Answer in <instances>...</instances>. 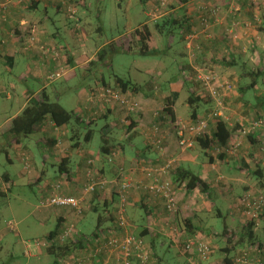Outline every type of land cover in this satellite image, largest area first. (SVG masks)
<instances>
[{"label":"crops","instance_id":"crops-1","mask_svg":"<svg viewBox=\"0 0 264 264\" xmlns=\"http://www.w3.org/2000/svg\"><path fill=\"white\" fill-rule=\"evenodd\" d=\"M5 1L0 0V3ZM76 1L79 21L81 22L80 29H76L73 21L67 16L66 11L70 5L69 3H73L72 0H10L6 10L0 8V94H4L7 86L14 88L12 79L8 75H14L15 72L17 77L27 85L21 91L24 100H20L13 113L0 122V136L2 132L9 128L11 119L19 114L32 99L36 98L40 90H48L52 98L59 100L67 90L72 88V84L69 85V83H72L80 74L83 76L82 80L76 85L78 106L70 109V111L75 112L76 116L82 115L87 120V122L79 120L80 122L73 121L66 125L57 126L47 115L34 125L30 135L12 142L11 146H5V150L2 148L4 140L0 138V155L3 154L5 158V167L0 171V175L7 184V188L0 195V200L10 193L15 185L25 179L37 184L38 199L40 200L47 193L50 183L53 182V180H45V176L48 174L47 167L50 164L56 166L54 168L56 173L54 181L62 180L65 183L60 192L64 195L80 196L83 192L84 174L89 159L93 160L94 169L102 175L105 174L108 179L131 177L134 180L144 179L143 171L145 167L162 165L167 159L168 161L172 160L171 176L173 178V171L178 168L198 175L207 184L206 191H203L199 185L187 191L185 187L187 179H183L181 180L182 183L178 185L177 195L181 205L182 218H187L191 222L189 223L191 230L207 232L212 226L200 225L201 215L211 211L213 204H216L215 202L219 200V197H224L223 194H226V191L230 192L237 188L232 172L235 171V167L238 168L241 165L240 162H237L239 156H235L232 151L224 147L223 154L219 155L223 157L222 160L219 159L221 163L217 162L216 157L213 158V156H211L212 160L208 157L207 162L202 158V154H198L197 144L195 143L192 148L182 150L177 144L174 125L168 124L170 120L167 117V120L158 117L157 120L160 124L158 134L163 136L164 145L166 146V154L161 156L154 147L155 135L152 131V125L155 124L153 123L155 120L153 117L157 111L160 112L165 106V102L161 99L170 96L176 121L178 119L188 121L185 120L186 117L182 118L176 112V106L180 103L178 96L182 83H179L175 73L181 71L188 80H193L192 74H194L197 66L208 65L213 68L216 74L231 79L233 82V88L227 91L223 97L224 109H227V104L235 96L238 98L250 96L247 91L240 93L239 87L252 80L243 73L245 68L252 66L251 69L253 70L264 71V0H259L258 4L251 7L247 6L242 0H189L185 4L183 12L190 25V33L184 36L181 43L177 42L175 44V49L179 52H176L173 73L169 74L170 69L166 63L162 61L156 63L155 67L151 66L153 68L150 77L139 81L142 86L138 93H133L130 90L125 93L129 97L127 98L136 104L134 111H127L125 104L114 102L113 106L108 108L110 109L109 112L102 111L98 114L96 119L100 115L103 117L106 114L104 117L105 123L101 129L99 128L102 143L100 154L93 153L90 145L96 133L94 129L96 120L91 122L87 119L90 113L96 109L87 107L84 94L91 84L99 82L98 78H100L101 72L92 69L86 70V66L96 59L100 46L89 55L86 50L88 44L83 43L78 37L80 38L79 33L82 25L89 22V17L100 16V11L105 8L107 0ZM139 1L144 6L143 12L146 16V19L141 23L157 20L172 11L164 10L166 0ZM211 6L219 8L215 14L207 11L208 7ZM201 19H207L208 23L203 25ZM136 26L126 30L125 34L123 33L122 37L124 39L120 41L122 47L131 45L132 38L128 39L127 42L125 35L130 36V32ZM50 27L52 31L48 30ZM33 28L36 31L37 40L31 43L29 38ZM41 43L58 46L61 51L60 60L52 61L49 57H44L39 48ZM111 43H115V41L113 40ZM155 43L154 40L150 45L152 44L155 47ZM251 54L254 56L251 58L253 62L249 61ZM223 55H227L225 60H222ZM54 68H64V76L52 83H47L46 73ZM155 77H158L159 81L169 82V89H164L161 93L157 90L154 94L156 96L147 92L149 89L146 88V86H151ZM263 78L264 76L262 80L258 81L259 83L254 89L256 100H260L262 103H264L261 98L264 92ZM29 80L31 82H28ZM191 86L193 91L198 95H202L197 89L196 83L191 82ZM173 92H177V96L172 95ZM4 96L10 102H12V99H16L14 92H7ZM207 101V99L202 101V109L199 115L203 113L206 104L207 107L209 106ZM139 102H141V106ZM205 102L207 103L205 104ZM130 112H134L133 116H136L137 126L128 132L122 122ZM224 118L221 117L220 119L224 120ZM91 130L93 131L91 132ZM86 133L90 136L88 137L89 140L84 139ZM232 135L236 136L234 133ZM137 136H141L140 146L135 141ZM239 142H241L240 139ZM127 145L129 149L132 148L131 152H134L132 155L127 150ZM32 147L38 148L39 152L34 153ZM112 150H116L117 155L113 160H109L107 154ZM249 153L250 151L247 152L248 156ZM257 156L262 158L258 154H254V156L242 159L245 160L246 164H249L251 160L255 162L261 160L264 164V160L257 158ZM17 161H19L18 167L16 166L14 169L6 167V165L13 166ZM99 162H101L100 167L98 166ZM61 163L64 164L63 170L60 168ZM221 164L224 167L227 165L228 169H224V173H222L225 176L226 185L219 186L218 182L221 179L223 180V176L219 175V171L213 168L221 169ZM121 168L122 173H119ZM116 187H112V190L97 191L86 195L84 213L79 217L70 207L43 208L44 210H41L38 214L40 222L49 221L52 214H55L57 223L54 230L39 237H48L58 228L60 232L62 227L70 222L75 224L80 236H90L98 223L97 215L96 222L93 224L92 218L88 216L90 211L101 213V225L110 226L114 220L112 216L118 200ZM183 194L185 196H181ZM126 207L127 218L131 223L132 231L144 240L145 246L151 249V264H180L182 255L186 258L181 239L180 241H174L168 236L169 231L166 232L165 230V227H168L167 217L164 218L166 212L163 202L159 198L151 197L144 191H134L130 195ZM230 210L232 212L231 208ZM86 223L90 225V228H87ZM176 223L177 225L180 224V218L177 219ZM145 226L149 229L146 230ZM149 231L152 233L147 234ZM186 231L189 232L190 230ZM154 234H156V237L153 245L151 237ZM200 235L203 236V234ZM87 241H84L85 245ZM84 242L82 239L81 242L73 244L71 251L77 247H82ZM178 242L181 246L180 249ZM167 243V246L164 245ZM237 245L233 255L239 249ZM91 246H93V242H91ZM210 258L212 257L209 256L208 259L210 260ZM108 264H117L114 256L109 258ZM128 264H136V260H129Z\"/></svg>","mask_w":264,"mask_h":264},{"label":"rangeland","instance_id":"rangeland-1","mask_svg":"<svg viewBox=\"0 0 264 264\" xmlns=\"http://www.w3.org/2000/svg\"><path fill=\"white\" fill-rule=\"evenodd\" d=\"M72 1L73 3H69V4L70 6L75 7L74 9L76 12V17L78 19V25H75V26H76V29H80L81 22L79 21V16H78V11H77V4H76L77 1L76 0H72ZM166 4L167 2H165V5ZM246 5L251 7V5H248V4ZM143 10H144V6L142 5V2L139 0H107L105 8L102 11H100V16H91L88 19L89 22L84 23L82 25V29L80 30L81 32L79 33L80 38L78 37V39H80L83 43L85 42L88 44V46H86L87 53L90 55L91 53L94 52V50L98 46H100V50L104 52L105 56H107V59L110 60L109 64L106 65L107 63L106 59L102 61L99 57H96L95 66L101 69L103 73H106V74L117 73L120 76L130 78L133 82H139L143 78L150 77V75L152 74L151 69L155 67L156 63H158L159 61L165 60L166 63L170 62L169 57L164 58L163 56H152L151 54L150 55H140V53L134 52V51L133 52H121V53L117 51L115 52V54H112L110 52V46L107 45L109 42H112L114 40L115 41L114 46L119 47L118 49L120 50L121 49L120 41L124 39L122 37L123 33L126 30H128L130 27L136 26L146 19V16ZM166 10H167V7H166ZM66 12H67L68 18L71 19L73 23L75 24V21L72 18H70L68 9ZM48 30L52 31V28L50 27L48 28ZM125 38H126V41L128 42V39H131V36L125 35ZM174 43H177V41H174ZM176 52H179V51L178 50L174 51V54H176ZM253 57H254L253 54L249 56L250 62H253L251 60V58ZM174 67H175V63H174ZM198 68H200V66H197L196 70H194V74H192L194 79L191 80V82H194L197 84V89H199L200 94H202V96L205 95L208 97L207 102L209 103V106L207 107V104H206L207 102H205L206 107H204V111L202 114L204 115L206 113L208 114L209 111L211 112V111H214L216 108L221 107V112L223 116L220 115L218 118L225 117L224 120L227 122L228 125L238 127L234 132L236 136L233 135L234 139L232 140H234V142L239 141V139L240 141H243V142H239L235 147H233V145L228 142L222 147L215 145L213 148L209 149L207 153H209L210 156H213V158L216 157L215 159L219 163H221L219 161V154L221 153L222 150H224V147L230 151L235 150L234 152H236V154H238L240 157L249 158V156L247 155V152L248 151L253 152L254 146L247 139L245 133L243 132V128L247 127L248 122L254 116H257L260 114L264 116V107H263L264 103L260 102V100H256L254 89H249L247 90V93L250 94V96L247 95V97L245 98H240V97L238 98L235 96V98H232L230 103L227 104V109H224V102H223L224 92L222 93L221 90H225V94H226L227 91L233 88V82L231 81V79L224 78L216 74L217 80L214 82L215 85L213 87L216 88L217 91L220 90L221 91L220 94L221 93L223 94L221 98V104L218 105V96L217 97L210 96L211 95L210 87L201 86V84L196 80V75L198 74V71H197ZM16 74L17 73L15 72L14 75H8L10 79H12L14 88L7 86L4 91L5 95L7 94V92L9 93L14 92L16 99H12V102H10V100L5 99L4 94H0V122L13 113V111L16 109L17 104L20 100H24V96L21 95V91L24 88H26L27 85L23 83L17 77ZM81 80H82L81 77H77L74 81H72V83H69V85L72 84L71 85L72 88L67 90L62 95V97L59 100H57L62 106H64L68 110L74 109L76 108V106H78L79 100H78V94L76 92V85H78L81 82ZM224 81H228L231 85H229V87L225 89L221 88L220 86H216V84H222L224 83ZM28 82H31V80H29ZM96 84L97 83L93 85L91 84L89 87L91 88ZM263 90H264V87H263ZM84 94H86V92ZM188 94H189V87L183 85L180 88L179 96H178V100L180 101V103H178L176 106V112L182 118L186 117L185 120L190 119L189 117L191 113V109L189 105L186 104ZM261 98L264 99V92ZM131 102L134 103L133 101ZM139 103H140L139 105L141 106V102ZM104 111L105 110H103V112ZM202 114H200V116ZM73 121L75 122V120H72V122ZM177 122L187 123L189 121H183V120L178 119ZM104 123H105V119L103 117H99L98 119H96V125L94 127L96 133L90 144L92 147L93 153H99V154L101 153L100 147L102 143L100 139L101 138L100 129L104 125ZM117 134L119 135V133ZM135 141L140 146L141 136H137ZM164 144L165 143L163 141V151L162 152H160L159 149L157 150V152L161 156H164L166 154V146ZM195 144H197L196 148L198 149L197 150L198 154H202L201 155L202 158L208 162L209 154L205 153L206 151L203 152V150L201 149L200 145L198 144L196 140H195ZM126 147L130 155H132V153H134V152H131L132 148L129 149L128 145ZM179 147L182 150H186L185 148L181 146ZM32 149L34 153L39 152L38 148L32 147ZM166 161L167 159L165 160V162ZM0 162H1L0 165L4 164L3 166H0V171H2L5 167V163H4L5 158L3 154L0 155ZM100 163L101 162L98 163V166ZM87 164H88V160H87ZM16 166L17 167L19 166V161H17L13 166L6 165L7 168H11V169H14ZM89 166L90 165L88 164L87 169L89 168ZM262 166H263V171H264V165ZM256 167H257V163L254 160H251L250 163L248 164L249 170L247 168L239 169V167L238 168L235 167L234 169L235 171H233L232 174H234L233 180L237 183V186H236L237 188L230 192L226 191V194H223L225 196L221 198L219 197V200L215 202L216 204L215 205L213 204V208L211 211H207L205 214L201 215L200 225H207L208 227L210 226L212 227L208 229L207 232L198 231L196 232L195 235L203 234L204 237L202 235L200 236H202L203 238L206 237L205 239L208 241L212 249L210 253V257L213 258V259L210 258V260L206 259L201 264H212L213 261L211 260L216 261L222 258L221 254L218 253V249L224 244V241H223L224 239L222 238V236H219V232H221V229L223 227L224 218L222 216L217 215L218 209H220L226 217L228 216V218L225 219V221H227L228 231L229 232L231 231L232 233L237 234V236L234 237V242H237V241L239 242L240 240L239 235H241L242 229H243V220L241 216L236 212V210L233 209V206L235 205V202L238 196L243 194L246 190L256 189V191L260 190L261 192L264 193V183L262 185L260 181L262 180L264 182V178L261 179L258 175L254 173V170ZM54 168H56V166H52L51 164L48 165L47 167L48 174L45 176V180L49 179V180L54 181V178L56 177ZM226 168H227V165L226 167H224L221 164V169H218L216 167L213 169H217L219 171L218 174L222 175V173H224V169ZM171 170H172V165L170 168V175H171ZM225 173H227V171H225ZM215 175H217V173H215ZM103 176L106 177L105 174ZM130 179L133 180V182L137 181L131 177H127L126 179L118 178L119 182H117L116 188L118 189V187H120V183L122 182L123 183L131 182ZM224 179H225V176H223V180L221 179L218 182L219 186H222L225 184ZM20 182L21 183L13 187L10 193H8L6 196L1 198L0 200V230H3V236L0 238V264H53V261L55 260L54 255L47 252L45 249H42V252L39 255L26 256L24 254L23 241L33 240L35 238L44 239L47 236L45 237H39V236H43L49 231L54 230L57 221L55 218L56 217L55 214H52L49 221L40 222L38 214L41 210H44V209L38 210L35 208L39 200L38 199L39 198L38 186L36 183L34 182L32 183L28 181L27 179H25L24 181H20ZM240 184L241 185L244 184V185L241 186ZM64 186H65V183L63 182L61 190L63 189ZM109 189L112 190V185L107 187V190ZM178 190L179 189L176 190V194H175L176 211L174 212V220L177 221V219L180 218V224L178 223L180 226L179 225L178 226H179V229L183 231L182 226H185V224L182 219L181 210H180L181 205L179 204V200L177 196ZM134 191H135L134 188L129 190V197ZM3 192L4 191H1L0 195H2ZM181 196H185V195L183 194ZM118 205H119V199L117 200L114 214H115L116 209L118 208ZM189 207L191 206L189 205ZM229 207L232 209V212L231 210L229 211L230 209ZM50 208H54V207H50ZM45 209H49V208H45ZM187 210L188 212H190L189 209ZM83 213H84V210L82 211L81 214L79 215L76 214V216L79 217L83 215ZM97 215L98 213L94 211H90L88 213V216L91 217L93 220V224L94 222H96ZM165 217H169L167 215V212L164 215V218ZM11 219L17 221L18 223L17 228L15 230L4 229L6 228V222ZM169 225H177V223L171 222L170 220L168 227H165L166 232L169 231V227H170ZM86 226L87 228H90V225L88 223H86ZM254 230L258 232L259 236L261 237V240H263L264 238V216L263 218H261L260 222L257 225H255ZM168 236H170L171 238V235L168 234ZM177 244L179 245V249H180L181 246L179 242ZM164 245L167 246L168 243ZM245 245H247V242H245ZM238 247L243 248L244 246L241 245ZM151 254L152 252L150 251V259H151ZM184 262L186 264V258L184 257V255H182L180 264H184Z\"/></svg>","mask_w":264,"mask_h":264},{"label":"built area","instance_id":"built-area-1","mask_svg":"<svg viewBox=\"0 0 264 264\" xmlns=\"http://www.w3.org/2000/svg\"><path fill=\"white\" fill-rule=\"evenodd\" d=\"M20 1V0H18ZM248 5H256L259 0H242ZM10 0L0 3V8L6 10ZM74 6H68L70 18L75 21V25H78V19L76 17ZM36 31L33 28L30 32L29 41L31 43L36 42ZM40 52L44 57H49L52 61H59L61 52L58 46L50 43H41L39 45ZM198 74L196 80L201 86L210 87L212 97L218 96V105L221 104L222 93L225 90L217 91L213 86L216 79V72L212 68L200 67L197 69ZM64 76L63 68H54L48 70L45 76L47 83H52ZM214 79V80H213ZM230 83L224 81L222 84H216L225 89L228 88ZM223 95V96H224ZM85 102L87 107L96 109L92 111L90 115H94L98 112L113 106L114 102L123 103L126 105L127 111H134L136 104L132 103L125 94H122L120 90L105 87L103 85H94L86 90ZM222 115L221 107L216 108L214 111H209L203 116L198 117L195 121L189 123L177 122L172 123L175 127L176 140L179 146L188 149L192 147L198 136L207 135L208 127L211 121L216 120ZM152 131L155 135L154 147L160 152L163 151V136L158 134L160 127L156 124L152 125ZM243 132L246 134H256L258 140V151L256 154L264 159V117L254 116L247 124V127L243 128ZM239 141L234 142L230 140V144L235 147ZM233 152V151H232ZM117 153H112L109 156V160H113ZM27 159V158H25ZM89 168L86 170L85 182L83 184V192L80 196H69L62 194L61 188L63 181L55 180L50 183L47 193H45L36 205V209L41 210L43 208L50 207H70L77 215L81 214L84 210L85 196L93 194L97 191L107 190V187L117 186L119 182L118 178L108 179L104 177L100 172L94 169L93 160L89 159ZM172 160H167L162 165H149L144 168V179L133 182L120 183V187L117 189V196L119 199L118 208L114 214V226L110 229H99L95 234L90 236H80L78 229L73 222L65 224L61 231L53 237H45L44 239L35 238L33 240H25L24 254L26 256L39 255L42 249L51 246H58L66 241H73L77 243L80 241V237L88 240L83 243L82 247H77L75 250L70 251L68 254L61 257L58 264H108L109 258L114 256V260L117 264H128L129 260H136L137 264H151L150 262V248L145 246L144 240L139 236H136L131 228V223L128 221L126 213V205L129 199V190L135 189V191H144L151 197L160 198L163 202V206L166 209L167 223H170L174 218V212L176 211L175 192L172 188V180L170 175V168ZM122 173V168L119 170ZM125 178V177H124ZM126 179V178H125ZM7 188L6 182L0 176V192ZM233 209L241 216L243 225L246 222H254L257 225L261 220V214L264 215V193L260 190H246L243 194L236 199ZM17 221L11 219L7 221V227L11 230L17 228ZM169 235L174 241H180V231L175 225H169ZM115 227L120 228L115 229ZM81 242V241H80ZM93 242V246H91ZM183 251L187 255V264H201L200 261H204L209 258L212 251L208 241L200 235H193L187 237L182 241ZM107 257V258H103ZM231 264H264V244L250 245L243 248H239L233 256Z\"/></svg>","mask_w":264,"mask_h":264},{"label":"trees","instance_id":"trees-1","mask_svg":"<svg viewBox=\"0 0 264 264\" xmlns=\"http://www.w3.org/2000/svg\"><path fill=\"white\" fill-rule=\"evenodd\" d=\"M188 1L189 0H168V1H165V2H167V4L165 5V9L167 7L166 11H169V10H172V11H169L167 14H164L163 16H161L157 20H152L151 22H146V23H139L138 26H136L130 32V36L132 38L131 39V45H128L127 47L121 46V49L119 50L118 49L119 47L114 46L115 43L110 42L109 44H107L108 46H110V52L112 54H115V52H117V51H119L120 53L121 52H133L134 51V52L140 53V55H150L151 54L152 56H163L164 58L169 57V61H170V62L168 61L169 63H166L165 60H161V61L163 63L167 64L168 68L170 69L169 74H172L174 71L173 69H174L175 57L177 55V54H174V51H176V49H175L176 43H174V41L181 43L184 39V36L187 33H190V30H189L190 25L188 23V20L185 18V14L183 12L185 9V4ZM177 7H178V9H176ZM214 7H212V6L210 8L208 7L207 11L211 12V14H215L219 8L217 6H214ZM201 22L203 25L208 23L207 19H201ZM132 27H130L129 29H131ZM154 40L156 42L155 47L152 46V44L150 45V43ZM228 53H226V54H228ZM97 57H99L102 61L104 59H106L107 60L106 65L109 64L110 60L107 59V56H105V53L102 52L101 50H99ZM226 58H227V55H223L222 60H225ZM95 64H96V59L92 60L90 62V64L86 66V70L92 69V70L101 72L100 78H98L99 82L96 85H103L105 87H112V88L118 89V90H120V92L122 94H125L129 90L132 91L133 93L139 92V89L141 88L142 83L133 82L130 78L120 76L117 73H113V74L103 73L101 69H99L95 66ZM200 67L211 68L208 65H202ZM249 67L250 68H245L243 73H245L248 77L252 78V80L249 81L244 86L239 87L240 93H244L245 91H247L249 89H255L256 85L259 83L258 81L260 79L262 80V77L264 76V71H260L259 69L253 70V69H251L252 66H249ZM241 72H242V68H241ZM175 76H177L179 83H182V86L184 85V86L189 87V94L187 97V102H188V105L191 109V113H190L191 119L188 121L189 122L195 121L198 119V117H200L199 112L202 109V103H203L202 101H205L208 97L205 95L204 96L198 95L195 91H193L192 86H191V80H188L183 75V73H181V71H180V73H175ZM79 77L82 78L83 76L80 74ZM158 86H159V88H158ZM146 88H147V90L149 89L147 92L154 95L157 92V90H158V92L161 93L164 89H169V82H166V81L163 82L161 80L159 81V78L155 77L151 83V86H146ZM158 95H159V93H158ZM172 95L177 96V92H173ZM154 96H156V95H154ZM161 101L165 102V106L161 109L160 112L157 111V113H155V115L153 117L155 122H153V123H155L158 126L160 125L158 123L159 121L157 120L158 117H161L163 119H166V117H167V119L170 120V121H168V124L175 123V121H176L175 111H174L172 104L170 102V96L162 98ZM108 108L106 109L107 112L110 111V109H108ZM98 114H99V112L92 115V116L90 115V116H88L87 119H89L91 122H93L94 120H96V117ZM133 114H134V112H130L128 115L125 116V118L123 119V122H122V124H124L125 127L127 128L128 132L137 126V120L135 118L136 116L134 117ZM47 115L51 118V120L54 121V123L57 126L69 124L72 122V120H75V122H80V121L81 122H84V121L87 122L85 117H82V115L76 116L75 112L66 109L64 106H62L59 103V101H57L55 98L53 99L50 96L48 90L42 89L37 93L36 98L32 99L19 114H17L15 117H13L11 119L9 128L7 130H5L4 132H2L0 138H3V140H4L3 146H2L3 150H5L7 146H11L12 142L19 141V139H21L23 137H27L28 135H30L33 131L34 125L37 124L38 122H40ZM203 115L204 114H202L201 116H203ZM74 116H76V117H74ZM105 116H106V114H104L103 118ZM257 116L264 117L262 114L257 115ZM100 117H101V115H100ZM120 122H121V120H120ZM237 128H238L237 126L231 127L224 120L217 118L216 120L210 122L207 135L198 136L196 138V141L200 145L203 152L206 151L205 153H207V151H209V149L213 148L215 145H218L221 147L223 145H225L229 140L232 139V137H233L232 134L235 132V130ZM212 129H214V130L212 131ZM92 131L93 130H91V132ZM87 134L88 133H86V135L84 137L85 140L86 139L89 140L88 137H90V136H88ZM245 135H246L247 139L249 140V142L254 146L253 152H250L249 156H252V155L254 156V154H256L258 151V140H257L256 134L246 133ZM234 151H233V154L235 156H239ZM115 152L117 153L116 150L110 151L107 154L108 158H109L110 154L115 153ZM223 152L224 151L222 150L219 155H222ZM207 154H209V153H207ZM208 157L210 160H212V157L210 156V154ZM222 158L223 157L219 156V159L222 160ZM242 158L243 157H240V156L237 158V162H240V164H241L238 166L239 169L240 168L241 169H243V168L248 169V164H246L245 160ZM257 158H259V157L257 156ZM259 159L264 160L263 158H259ZM256 163H257V167L255 168L254 173L262 179V178H264V171H263V166H262L264 164L262 163L261 160L259 162H256ZM63 165L64 164L61 163V165H60L61 170L64 169ZM173 172H174V178H173V176H170V177H171V180L173 179L172 180V182H173L172 188H173L175 193H176V190L178 189L177 187H178L179 183L181 184L182 183L181 180H183V179H187L186 186H185L187 191L194 189L197 185H199V187L203 191H206L208 188L207 184L198 175H196L190 171H186V170L177 168ZM260 181H261V184L263 185L264 182L262 180H260ZM164 210L166 211L165 208H164ZM218 210H219V213L217 215L222 216L224 218L223 227L221 229V232H219V236H222V238L224 239L223 240L224 244H223V246H221L218 249V253L221 254L222 258H220L219 260L213 261L212 264H231L233 256H234L233 251H235L237 243H239V245H243L244 247L254 245V244H256V245H261V243L264 244V238H263V240H261V237L259 236L258 232H256L254 230V228H255L254 222H246V224L243 225L241 235H239L240 236L239 242L238 241L234 242V237L237 236V234L232 233L231 231L230 232L228 231L227 221H225L226 216L224 215V213H222V211L220 209H218ZM126 213H127V210H126ZM263 216L264 215L261 214L262 218H263ZM112 218L114 219V215L112 216ZM101 219H102V214L98 213V223L96 224V227L92 233H96L101 228L110 229L115 225L114 221H113V223L110 226L105 227L104 225H101V223H102ZM183 221L185 224V226H182L183 231H181L179 229L178 225H175V227L178 228V230L180 231L181 242L184 239H186L187 237H190V236H193L196 234V231L191 230V225L189 224L191 222L187 218L183 219ZM148 222H149V220H148ZM171 222H177V221L174 220V218H173V220ZM145 228H146V230L149 229L146 226H145ZM4 229H6V230L9 229L7 227V222H6V228H4ZM115 229L119 230L120 228L115 227ZM186 230H190V231L188 232ZM58 233H59V228L57 231L52 232L53 236H56ZM148 233H152V232L149 231V232H147V234ZM52 234H49V237H53ZM2 236H3V230H0V238ZM82 237H84V235ZM155 237H156V234H154L151 237L153 245L155 244ZM81 240H82V238L80 237V241ZM245 242H247V245H245ZM73 244H76V242L73 243V241L68 240V241H66V242H64L58 246L47 247L46 251L54 255L55 260L53 261V264H58L61 257L68 254L72 250ZM239 245H237V247ZM200 263H203V261H200ZM136 264H137V262H136Z\"/></svg>","mask_w":264,"mask_h":264},{"label":"clouds","instance_id":"clouds-1","mask_svg":"<svg viewBox=\"0 0 264 264\" xmlns=\"http://www.w3.org/2000/svg\"><path fill=\"white\" fill-rule=\"evenodd\" d=\"M230 141V140H229ZM229 141H228V143H229ZM3 178V177H2Z\"/></svg>","mask_w":264,"mask_h":264}]
</instances>
